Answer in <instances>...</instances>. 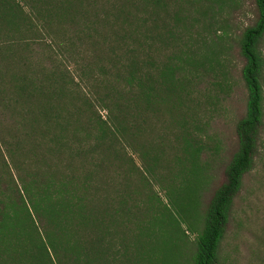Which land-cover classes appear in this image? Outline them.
<instances>
[{
	"label": "trees",
	"instance_id": "1",
	"mask_svg": "<svg viewBox=\"0 0 264 264\" xmlns=\"http://www.w3.org/2000/svg\"><path fill=\"white\" fill-rule=\"evenodd\" d=\"M227 1L0 0V264H220L262 125L264 0L238 41V147L204 207L218 144L196 86L228 71L181 40Z\"/></svg>",
	"mask_w": 264,
	"mask_h": 264
},
{
	"label": "rangeland",
	"instance_id": "2",
	"mask_svg": "<svg viewBox=\"0 0 264 264\" xmlns=\"http://www.w3.org/2000/svg\"><path fill=\"white\" fill-rule=\"evenodd\" d=\"M225 4L213 19L207 20L206 24L200 22L193 25L190 34H186L188 38L181 40L182 47L200 45L202 35L205 42L220 55L228 71L229 86L219 88L213 85L215 75L217 79L221 78L218 67L217 74L206 73L204 80L196 86L200 90L197 95L201 104L195 116L200 123H207L210 135L205 143L209 146L218 144L217 152L207 150L203 155L211 167L209 182L201 195L202 207L216 187L224 182L226 166L238 147L236 124L244 115L247 95L240 75L244 59L239 53L238 41L242 30L257 18L254 0H228ZM260 48L264 56V36ZM73 66L71 62L69 67ZM101 113L104 114L103 111ZM3 117L5 122L8 116ZM132 156L136 159L135 154ZM155 191L165 198L164 190L156 184ZM195 236V233H188L185 240L192 243ZM219 260L220 264H264V103L254 164L244 174L242 186L234 198L227 229L220 243Z\"/></svg>",
	"mask_w": 264,
	"mask_h": 264
}]
</instances>
